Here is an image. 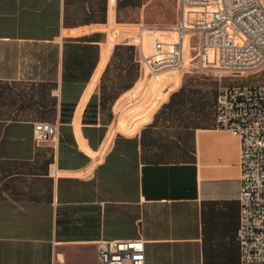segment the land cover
Masks as SVG:
<instances>
[{
	"label": "crops",
	"instance_id": "crops-1",
	"mask_svg": "<svg viewBox=\"0 0 264 264\" xmlns=\"http://www.w3.org/2000/svg\"><path fill=\"white\" fill-rule=\"evenodd\" d=\"M188 12L181 0H0V264H99L100 241L136 240L145 264H242L241 144L217 123L226 85L196 64L140 93L157 77L147 49L168 32L139 42V30ZM41 122L60 137L36 143Z\"/></svg>",
	"mask_w": 264,
	"mask_h": 264
},
{
	"label": "built area",
	"instance_id": "built-area-1",
	"mask_svg": "<svg viewBox=\"0 0 264 264\" xmlns=\"http://www.w3.org/2000/svg\"><path fill=\"white\" fill-rule=\"evenodd\" d=\"M181 2L183 13L189 10V16H183L173 28L177 39L169 43L157 41L154 53L145 58L152 76H158L164 69L186 73L194 61L232 76H243L264 67L263 0ZM194 5L197 6L192 12ZM211 51H216L217 66L207 63ZM217 123L220 129L239 138L241 144L238 237L242 264H264V86H221ZM60 127L59 123L35 124V142L56 141ZM50 171L56 175L55 164ZM97 247L99 264H145L143 240L100 241Z\"/></svg>",
	"mask_w": 264,
	"mask_h": 264
},
{
	"label": "rangeland",
	"instance_id": "rangeland-1",
	"mask_svg": "<svg viewBox=\"0 0 264 264\" xmlns=\"http://www.w3.org/2000/svg\"><path fill=\"white\" fill-rule=\"evenodd\" d=\"M263 2H264V0H263ZM174 27H175V25L172 23L142 27L139 30L140 38H141V40L139 42L142 41L144 32H147L148 30H156V29L167 31L168 33L163 34L164 38L155 37V39L152 40L153 41V44H152L153 48H154V42L156 41V39L160 40L162 42H166V43L172 42V41L177 39L176 35L173 33ZM233 31L235 32L234 29H233ZM234 37H235V35H234ZM193 43H195V41ZM153 51H154V49L150 50V47H148L146 57L151 56L153 54ZM211 54L215 55L216 51H211ZM207 63H211L214 66L218 65V62L217 63L207 62ZM196 64H198L197 61H194L193 66H195ZM217 72H218L217 79H219L222 82V84L226 85V86H232V87L233 86H244V85L264 86V67L259 69V70L254 71L252 73L245 74L243 76H232V75L223 74L222 72H219V71H217ZM167 74L174 76V77H178L182 73H178L176 71L170 70L169 72H167ZM163 77H164L163 73L157 77H153V78L151 76L147 77L146 82L142 86V89L140 92L141 95H143L144 93L146 95L150 94L151 91H153L156 87L157 88L160 87V88H162V91H164L165 87L167 86L168 83L166 82L165 79L163 80Z\"/></svg>",
	"mask_w": 264,
	"mask_h": 264
},
{
	"label": "bare ground",
	"instance_id": "bare-ground-1",
	"mask_svg": "<svg viewBox=\"0 0 264 264\" xmlns=\"http://www.w3.org/2000/svg\"><path fill=\"white\" fill-rule=\"evenodd\" d=\"M232 34H233V38H234V35L236 36V33L234 31H232ZM207 62H215V63H217L218 62L217 55L216 54L213 55V54L210 53V55H209V57L207 59Z\"/></svg>",
	"mask_w": 264,
	"mask_h": 264
},
{
	"label": "trees",
	"instance_id": "trees-1",
	"mask_svg": "<svg viewBox=\"0 0 264 264\" xmlns=\"http://www.w3.org/2000/svg\"><path fill=\"white\" fill-rule=\"evenodd\" d=\"M244 86H250V85H244Z\"/></svg>",
	"mask_w": 264,
	"mask_h": 264
}]
</instances>
